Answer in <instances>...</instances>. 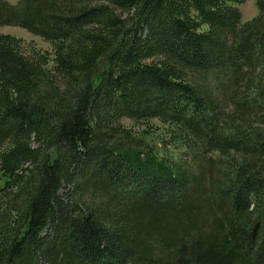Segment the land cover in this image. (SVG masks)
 <instances>
[{
    "label": "trees",
    "instance_id": "16d2710c",
    "mask_svg": "<svg viewBox=\"0 0 264 264\" xmlns=\"http://www.w3.org/2000/svg\"><path fill=\"white\" fill-rule=\"evenodd\" d=\"M244 1L0 0V29L53 48L0 32V264H264V0L247 22Z\"/></svg>",
    "mask_w": 264,
    "mask_h": 264
},
{
    "label": "rangeland",
    "instance_id": "374dc122",
    "mask_svg": "<svg viewBox=\"0 0 264 264\" xmlns=\"http://www.w3.org/2000/svg\"><path fill=\"white\" fill-rule=\"evenodd\" d=\"M8 1H10L11 3H16L18 0H8ZM239 8L242 12V20L244 22L252 20L254 17H256L259 14V9H258L256 0H245L242 4L239 5ZM0 32L4 34H9L16 38L21 39L23 42L24 50L27 53H30L34 49L40 50L43 52H49L50 54L53 51L52 45L49 42L45 41L44 39H42L41 37L37 35L30 33L29 31H27L26 29L22 27L3 26L1 27ZM124 124L126 126L131 127L133 129V132L136 135L141 134L139 132L143 130V127L144 128L146 127V126L141 127L140 125H137L130 120H125ZM148 128L151 131L153 130L157 131V132H154L156 134L150 136L147 139L148 142H151L153 145L156 143L160 145L161 144L160 141H163V144L169 143L168 142L169 141L168 127L166 125H163V123L156 120V121H151L150 124L148 125ZM161 153L165 154L166 152L164 150V151H161ZM186 153L187 152L185 151L184 148H181L180 146L174 148L173 146L170 145L169 150L167 151L165 155L168 154V156L170 155L174 159H178L184 164L191 165V160L190 158H188V154Z\"/></svg>",
    "mask_w": 264,
    "mask_h": 264
}]
</instances>
